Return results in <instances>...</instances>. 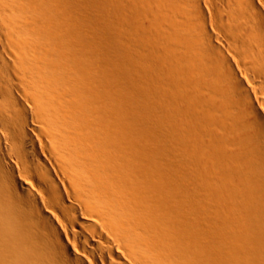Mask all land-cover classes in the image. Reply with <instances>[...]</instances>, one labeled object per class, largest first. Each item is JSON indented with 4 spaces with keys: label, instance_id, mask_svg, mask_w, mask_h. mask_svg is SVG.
I'll return each mask as SVG.
<instances>
[{
    "label": "bare ground",
    "instance_id": "obj_1",
    "mask_svg": "<svg viewBox=\"0 0 264 264\" xmlns=\"http://www.w3.org/2000/svg\"><path fill=\"white\" fill-rule=\"evenodd\" d=\"M0 264H264V0H0Z\"/></svg>",
    "mask_w": 264,
    "mask_h": 264
}]
</instances>
